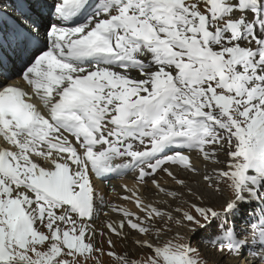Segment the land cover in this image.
Returning a JSON list of instances; mask_svg holds the SVG:
<instances>
[{
  "label": "snow or ice",
  "instance_id": "obj_1",
  "mask_svg": "<svg viewBox=\"0 0 264 264\" xmlns=\"http://www.w3.org/2000/svg\"><path fill=\"white\" fill-rule=\"evenodd\" d=\"M14 6L0 10V264H264V0ZM129 172L111 204L97 180ZM104 207L119 218L98 229Z\"/></svg>",
  "mask_w": 264,
  "mask_h": 264
},
{
  "label": "rangeland",
  "instance_id": "obj_2",
  "mask_svg": "<svg viewBox=\"0 0 264 264\" xmlns=\"http://www.w3.org/2000/svg\"><path fill=\"white\" fill-rule=\"evenodd\" d=\"M193 161L195 162H197L198 163V165L200 166V167H203V165L200 163V161L199 160H196L195 159V157H193ZM130 173V172H129ZM129 173H127V174H129ZM126 174V175H127ZM125 175H123V176H120V177H113V178H111L110 180H107V181H104V182H107L106 183V185L108 184V183H116L117 184V182H119V183H125V184H123V185H135L136 184V181H135V179H133L131 176H127V177H124ZM191 177V178H190ZM188 178H190L189 180L191 181V182H193V183H195V181H197V180H199L200 179V177L199 176H192L191 174L188 176ZM168 179L169 178H167V177H164L163 175H162V177H161V181H162V183H169V181H168ZM97 183V182H96ZM108 185H111V184H108ZM98 186V188H100V189H102L99 185H97ZM130 187V186H129ZM106 193H105V190H103V192L105 193V195H106V198L110 201H113L114 202V204H119V203H122V199L120 198V199H118V196L121 194V196L123 197L124 195H125V193H119L118 191L117 192H115V193H113V192H111L110 190H109V187H106ZM122 190L123 191H125V189L124 188H122ZM181 191H182V189H181ZM118 194V195H117ZM157 197H156V199H166V197H164L163 196V194H158V195H156ZM160 196V197H159ZM105 208L106 207H104L103 209L105 210ZM104 212V211H103ZM113 212H110V214H112ZM115 219L116 220H118V216H117V214L115 213ZM100 218H101V215H100ZM113 239H115V237H113ZM117 246H118V250H123L125 247H127L128 249H134V245L132 244V242H131V240H127V241H118L117 242ZM105 247H107V245H105ZM222 255V254H221ZM222 259H221V261L222 262H224V263H226V264H230V263H236V264H253V262H252V260L249 258V257H247V254L245 255V257H241L240 258V260L238 261V262H236V261H234L233 260V258L231 257V256H224V255H222ZM212 260H213V262H214V264H218V262L216 261V259H214L213 257H212ZM256 264H259V262H256Z\"/></svg>",
  "mask_w": 264,
  "mask_h": 264
},
{
  "label": "bare ground",
  "instance_id": "obj_3",
  "mask_svg": "<svg viewBox=\"0 0 264 264\" xmlns=\"http://www.w3.org/2000/svg\"><path fill=\"white\" fill-rule=\"evenodd\" d=\"M0 10H3V12L6 14V16H8V17H17L18 15H19V13L17 12V10H16V8H15V6H14V0H0ZM195 163L196 164H198L196 161H195ZM174 172H177V171H179L178 169H172ZM180 175L181 176H189L190 175V173H186V172H180ZM127 176H131L133 179H134V174L133 173H129V174H127V175H125L124 177H127ZM191 178V177H190ZM189 178V179H190ZM168 181H169V183H166V184H173L174 182H172L170 179H168ZM106 183L107 182H104V180H97V185H99L103 190H105V193H106V187H109V190L111 191V189L112 188H115V192H119V193H125L126 194V192L125 191H123L122 190V188H124L123 187V184H125V183H119V182H117V184L116 183H108V184H111V185H106ZM128 187L130 186V187H132L133 185H127ZM112 192V191H111ZM156 195L153 197V199H156ZM160 197V196H159ZM120 198H122V196H121V194L118 196V199H120ZM111 204H114V202L113 201H109ZM104 211V212H103ZM110 210H109V208H105V210L102 208L101 210H100V215H101V218H100V215H99V217L96 219V220H94V226H96L98 229L101 227V226H103V225H105L107 222H108V220L109 219H114V220H116L115 218V213H112V214H110ZM105 213L107 214V215H105ZM118 242V241H117ZM213 258L214 259H216V261L218 262V264H226V263H224V262H222L221 261V259L223 258L222 257V255L221 254H219V253H217V254H214L213 255ZM230 264H236V263H230Z\"/></svg>",
  "mask_w": 264,
  "mask_h": 264
}]
</instances>
